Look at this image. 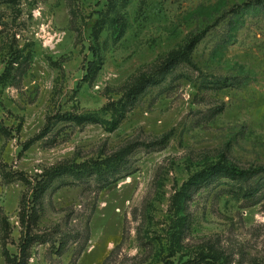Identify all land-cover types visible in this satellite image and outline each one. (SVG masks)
Instances as JSON below:
<instances>
[{"label": "rangeland", "instance_id": "rangeland-1", "mask_svg": "<svg viewBox=\"0 0 264 264\" xmlns=\"http://www.w3.org/2000/svg\"><path fill=\"white\" fill-rule=\"evenodd\" d=\"M112 1L0 0V75L11 51L32 53L17 84H0L8 249L17 253L20 200L31 193L21 177L138 142L104 188L94 176L54 180L33 229L47 239L32 245L28 264H264V172L220 177L172 202L211 164L264 167V0ZM197 33L193 63L148 87L114 131L54 119L45 130L56 113L110 118L105 106L122 100L130 81ZM92 60L101 62L88 80ZM168 132L163 147L142 144Z\"/></svg>", "mask_w": 264, "mask_h": 264}, {"label": "trees", "instance_id": "trees-1", "mask_svg": "<svg viewBox=\"0 0 264 264\" xmlns=\"http://www.w3.org/2000/svg\"><path fill=\"white\" fill-rule=\"evenodd\" d=\"M8 1L14 2V0ZM114 3L115 0L114 2L112 1V4ZM120 26L121 31L119 35L122 34L124 29V21H121V19ZM98 31L99 29L96 31V34ZM202 36L203 33L194 34L183 48L172 50L159 64L154 65L149 72L142 73L130 81L126 86L125 97L120 101H113L105 106V108L110 110V118L105 119L96 113L89 112L81 114L72 112L56 113L51 118H48L45 130H48L52 126L50 119H54V121H72L77 125L98 123L107 131H114L125 118L127 110L134 106L148 87L156 85L161 79H164L180 62H185L187 64L193 63L191 53ZM31 57V51L27 53H23L22 49L11 51L3 72L0 75V84H17L21 77L27 72ZM100 62L101 60H92L88 62L87 75H85L87 79L95 77L98 70V63ZM0 133L2 135L8 134L6 127L1 124ZM170 135L171 132H168L155 141L142 144L149 148L163 147L168 142ZM139 145L140 143L138 142H129L101 159H89L80 163L62 162L43 170L33 180L21 177L22 180L29 184L31 193L22 197L20 200L18 217L21 225V236L16 254L11 253L7 247V239L10 232L8 221L4 216L0 217V247L5 264H28L32 245L35 242H44L47 239V237H45L46 235L34 233L33 229L37 226V221L40 217L39 211L43 210V196L51 187L54 180L62 176H70L78 180L94 176L95 179L102 182L100 186L104 188L121 176L122 172L127 167L129 156ZM26 146L27 145H25V147ZM262 172H264L263 166L241 169L222 160L211 164L205 170L191 176L188 181L183 183L181 189L173 195L172 202L175 204L181 194L190 192L192 189H198L217 178L227 177L234 181H246ZM65 246V241H60L56 251L58 253H63ZM191 263L192 262L187 261L182 264Z\"/></svg>", "mask_w": 264, "mask_h": 264}]
</instances>
